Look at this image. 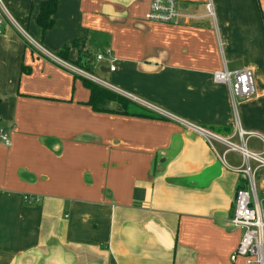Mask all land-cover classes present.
Returning <instances> with one entry per match:
<instances>
[{
	"label": "crops",
	"instance_id": "0c3cea01",
	"mask_svg": "<svg viewBox=\"0 0 264 264\" xmlns=\"http://www.w3.org/2000/svg\"><path fill=\"white\" fill-rule=\"evenodd\" d=\"M41 1L0 0V264H246L229 219L246 167L264 207V166L196 127L264 157V0H177L178 23L56 0L45 31ZM37 45L159 116L94 111ZM224 67L251 68L254 95L233 102Z\"/></svg>",
	"mask_w": 264,
	"mask_h": 264
},
{
	"label": "built area",
	"instance_id": "2783aa9c",
	"mask_svg": "<svg viewBox=\"0 0 264 264\" xmlns=\"http://www.w3.org/2000/svg\"><path fill=\"white\" fill-rule=\"evenodd\" d=\"M205 8L210 15H213V8L210 2L205 4ZM145 17L150 21L178 23L186 22V20L192 18L193 15L191 13L185 14L181 12L177 0H151ZM32 43L34 42L32 41ZM37 47L42 53L52 58L61 67L74 74L91 79L89 77L90 75L83 72L80 68L50 54L41 46L37 45ZM101 57V54L96 55L97 60L101 59ZM113 68L114 67H110L111 70H113ZM211 77L213 82L227 86L233 102L236 99L249 98L255 93L254 77L252 69L249 67L235 70H229L224 67L220 70L213 71ZM196 130L202 133L207 139L224 141L228 149L241 152L245 162L251 159L257 162V167L264 166V157L260 153L251 151L241 144L233 143L208 130L199 127H196ZM250 134L252 133L243 130L238 131V136L241 139ZM0 139L6 146L10 144L6 135L1 131ZM240 172L246 179V185L236 190L233 215L229 220L233 226L241 231V235L237 247L230 255V259L234 261L236 257L241 256L245 259L246 264H264V207L253 186V171H250L249 168L246 167L240 170ZM23 197L29 203L34 200L32 196L24 195Z\"/></svg>",
	"mask_w": 264,
	"mask_h": 264
},
{
	"label": "trees",
	"instance_id": "16d2710c",
	"mask_svg": "<svg viewBox=\"0 0 264 264\" xmlns=\"http://www.w3.org/2000/svg\"><path fill=\"white\" fill-rule=\"evenodd\" d=\"M56 11V0H42L40 2V9L36 16L37 24L42 31L51 28L54 24L53 14ZM78 43V40L73 39L69 43L64 44L58 56L65 58V52ZM87 70L88 68L84 66ZM89 72V71H88ZM84 86L89 90V99L87 103L92 107L94 111H106L115 112L130 115H150L153 117L159 116L147 107L129 99L128 97L117 93L105 86L98 84L97 82L86 78L81 75H77Z\"/></svg>",
	"mask_w": 264,
	"mask_h": 264
},
{
	"label": "rangeland",
	"instance_id": "374dc122",
	"mask_svg": "<svg viewBox=\"0 0 264 264\" xmlns=\"http://www.w3.org/2000/svg\"><path fill=\"white\" fill-rule=\"evenodd\" d=\"M83 72H85L86 74L89 73L88 70L85 67H79Z\"/></svg>",
	"mask_w": 264,
	"mask_h": 264
},
{
	"label": "water",
	"instance_id": "95a60500",
	"mask_svg": "<svg viewBox=\"0 0 264 264\" xmlns=\"http://www.w3.org/2000/svg\"><path fill=\"white\" fill-rule=\"evenodd\" d=\"M236 195V194H235ZM235 195H234V199H235Z\"/></svg>",
	"mask_w": 264,
	"mask_h": 264
}]
</instances>
